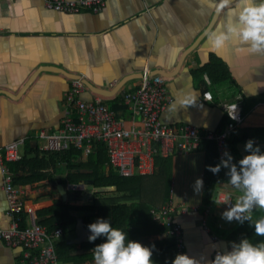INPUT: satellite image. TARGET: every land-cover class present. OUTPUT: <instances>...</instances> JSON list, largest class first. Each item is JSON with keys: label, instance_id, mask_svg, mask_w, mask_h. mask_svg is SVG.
<instances>
[{"label": "crops", "instance_id": "obj_1", "mask_svg": "<svg viewBox=\"0 0 264 264\" xmlns=\"http://www.w3.org/2000/svg\"><path fill=\"white\" fill-rule=\"evenodd\" d=\"M216 2L105 0L97 13L85 10L65 14L45 8L42 0H0V155H3L6 144L19 138L25 139L20 148L21 157L26 146L51 152L40 150L36 135L40 131L55 132L61 127L67 108L66 94L72 81L88 82L109 91L119 86L113 96L106 97L93 93L83 84L79 95L81 100L90 102L101 97L108 106L107 102L116 96L133 91L140 85L144 69L163 77L171 97V102L160 115L164 125L172 127L175 132L184 125H190L201 132L219 133L228 121L221 105L240 98L244 120L229 137V151L234 160H238L245 153L243 145L249 138L264 149V54L249 52L235 38L221 49L209 48L206 31L217 25L223 28L229 17L227 9L216 10ZM213 59L219 60L225 67L229 75L226 82L215 83L201 71ZM204 91H210L211 101L203 99ZM183 99H194V102L185 105L180 103ZM123 105L130 113L129 125L123 111L111 109L115 116L124 120L125 127L129 126L126 128L140 126V117L132 114L124 101ZM86 157L81 154V161ZM168 157L171 158L169 201L158 202L150 210L171 206L174 220L182 227L185 247L181 252L197 259L202 256L211 259L217 250L228 249L229 242L233 240L227 239V235L240 225L235 220L229 222L222 219L220 213L227 206L217 205L214 200L221 194H227L235 202L241 192L225 183L216 188L210 202L204 205L202 190H193L195 179H203L204 151L175 153ZM157 158L166 157L155 156L151 174L135 176H151ZM108 165L111 166L109 161ZM73 172L60 163L56 165V170H50V180L14 185L21 192L25 207L32 210L37 223L40 220L37 211L50 207L55 201L72 206L95 205L99 209L107 204L106 199L124 195L113 187L95 188L91 180L80 181L81 189L73 191L68 185L74 183L62 182ZM10 173L12 179L23 174L20 171ZM60 185L76 193L78 200L64 202L59 193ZM101 191H107L105 196L97 195ZM181 208L186 211L181 213ZM261 209L264 208L253 209V221L259 218ZM6 211L7 199L0 169L1 229H7L11 223ZM96 212L70 211L75 223L69 226L72 234L66 243L75 238L77 221L82 220L84 225L83 218L93 217ZM22 218L24 226H27L31 216L24 212ZM245 223L252 226L250 222ZM162 240H172L174 255L181 253L167 230L147 239L149 242ZM63 241L62 236L57 244ZM86 241L89 240L86 238L80 243L70 244L75 246L73 255L83 256L87 252L82 246ZM22 256V248L9 247L0 241V264H20ZM172 258H166L163 264H171ZM75 264H94V261Z\"/></svg>", "mask_w": 264, "mask_h": 264}, {"label": "built area", "instance_id": "obj_2", "mask_svg": "<svg viewBox=\"0 0 264 264\" xmlns=\"http://www.w3.org/2000/svg\"><path fill=\"white\" fill-rule=\"evenodd\" d=\"M45 8L65 14H77L85 10L97 13L104 6L105 0H42ZM83 84L72 81L66 94L67 108L62 118L61 127L55 132L40 131L36 139L43 151L61 152L70 148L81 150L88 155L93 143L105 145L109 164L115 168L121 177L148 175L154 170V158L175 153L187 154L199 150L203 140L216 144L218 159L225 148L229 150L228 140L233 131L243 123L242 99L223 103L222 110L228 121L223 131L201 132L190 125H184L178 132L164 125L160 120L161 113L171 102L164 79L160 75L151 74L144 69L141 73L140 85L133 91L124 92V104L134 115L140 117V126L126 128L124 120L117 118L114 112L104 102L103 98L86 102L79 98ZM205 101L212 100L210 91H204ZM233 113V115H232ZM25 139L19 138L3 147L0 155L3 191L7 199L6 214L11 218L7 229L0 228V241L9 247H20L23 256L20 264H60L56 254V244L62 237V229L48 231L36 222L30 208H26L21 198V192L12 182V176L6 163L18 161L21 158L20 148ZM3 158V159H2ZM4 162V163H3ZM73 191L81 189L79 184H69ZM225 194L218 196V199ZM229 196V195H228ZM229 202L234 203L231 196ZM228 207L227 204L221 203ZM174 209L163 206L151 209L152 219L167 228L168 235L175 240L176 248L181 252L184 247L182 227L173 218ZM182 209L180 212H185ZM31 216L27 226H21L22 214Z\"/></svg>", "mask_w": 264, "mask_h": 264}, {"label": "trees", "instance_id": "obj_3", "mask_svg": "<svg viewBox=\"0 0 264 264\" xmlns=\"http://www.w3.org/2000/svg\"><path fill=\"white\" fill-rule=\"evenodd\" d=\"M209 79L215 83H224L229 75L222 63L213 59L209 65L201 70ZM110 109L123 111L127 125L130 121V113H127L123 105L122 96H116L107 102ZM129 127V126H126ZM245 137V136H244ZM243 137V138H244ZM199 150L204 151V173L202 188V203L207 205L216 188L227 183L226 169L221 168L218 173H212L206 166L215 165L219 162L216 144L213 141L203 140ZM106 147L101 142L93 143L91 152L84 161H81V150L70 148L61 152H42L37 148L26 146L22 157L15 162H8L6 166L13 174L19 171L23 174L12 179L13 184H31L33 182L50 180L49 172L56 170V165L64 163L67 168L74 170L62 180L78 184L82 180H91L95 188L113 187L116 192L124 193L121 197L106 199V205L97 209L95 205L72 206L60 201H55L50 207L37 211L38 224L48 231L60 227L64 241L56 244L57 259L62 264H75L85 260H93L92 247L100 242L86 241L82 244L87 251L83 256L73 255L74 245L66 243L67 238L72 234L69 226L75 223V218L70 215L72 210L97 211L93 217L83 218L84 226L95 220L97 216L106 217L113 226L124 228L128 231L129 238L139 240L144 244H155L152 259L159 264L174 255V243L172 240L149 242L147 239L153 235H160L167 229L153 222L150 215V208L156 203L169 201L171 187V158H157L155 160V171L151 176L121 177L117 171L108 165V154ZM89 170L90 172H82ZM228 184V183H227ZM126 201H131L127 203ZM259 218L264 216V209L259 210ZM50 215L48 218H44ZM25 216H23L24 218ZM23 227V222L21 223ZM87 228V227H86ZM242 235L248 236L253 242L264 240V236L255 234L253 226L246 223L240 224L236 229L227 235L229 240H238ZM158 247H157V246Z\"/></svg>", "mask_w": 264, "mask_h": 264}, {"label": "clouds", "instance_id": "obj_4", "mask_svg": "<svg viewBox=\"0 0 264 264\" xmlns=\"http://www.w3.org/2000/svg\"><path fill=\"white\" fill-rule=\"evenodd\" d=\"M214 7L218 12L227 9L229 17L223 28L217 25L206 31L205 39L211 50L221 49L235 38L249 52L264 54V0H217ZM193 102L194 99L180 101L185 105ZM243 147L245 153L238 160L225 148L218 163L206 166L214 174L225 168L227 183L241 192L234 203L229 202L227 194L214 202L228 205L220 213L222 219L240 224L250 222L255 234L264 236V216L252 219L255 207L264 208V149L252 138ZM202 187L203 179L197 177L193 190L200 192ZM86 227L89 241L100 238L92 247L94 264H156L152 259L154 243L129 238L128 231L113 226L108 218L97 216ZM229 245L227 250H217L211 259L176 253L171 264H264V240L253 243L242 235Z\"/></svg>", "mask_w": 264, "mask_h": 264}, {"label": "water", "instance_id": "obj_5", "mask_svg": "<svg viewBox=\"0 0 264 264\" xmlns=\"http://www.w3.org/2000/svg\"><path fill=\"white\" fill-rule=\"evenodd\" d=\"M83 84L85 86H87V88L90 91H92L93 93L98 94L100 96H106V97L113 96L119 89V86H117L114 90L109 91V90H105L102 88L94 87L91 84H89L88 82H84ZM5 95H7V94H5ZM85 183H88V182H85ZM59 193H60L61 198L64 202L65 201H76V200H78L77 194L72 193L71 191H68L63 185L59 186ZM88 234H89V230H86L84 228L82 220H78L76 223V226H75V238L68 240L67 243H69V244L80 243L81 241H83L84 239L87 238Z\"/></svg>", "mask_w": 264, "mask_h": 264}, {"label": "rangeland", "instance_id": "obj_6", "mask_svg": "<svg viewBox=\"0 0 264 264\" xmlns=\"http://www.w3.org/2000/svg\"><path fill=\"white\" fill-rule=\"evenodd\" d=\"M105 193H107V191H101V192L97 193V195L102 197L103 195L105 196Z\"/></svg>", "mask_w": 264, "mask_h": 264}]
</instances>
